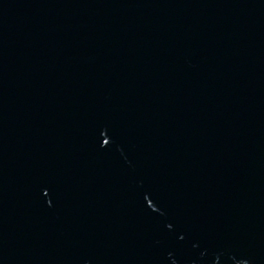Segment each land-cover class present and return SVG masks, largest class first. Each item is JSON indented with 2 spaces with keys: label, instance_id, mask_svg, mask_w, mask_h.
I'll list each match as a JSON object with an SVG mask.
<instances>
[{
  "label": "water",
  "instance_id": "95a60500",
  "mask_svg": "<svg viewBox=\"0 0 264 264\" xmlns=\"http://www.w3.org/2000/svg\"><path fill=\"white\" fill-rule=\"evenodd\" d=\"M0 264H264V0H0Z\"/></svg>",
  "mask_w": 264,
  "mask_h": 264
}]
</instances>
